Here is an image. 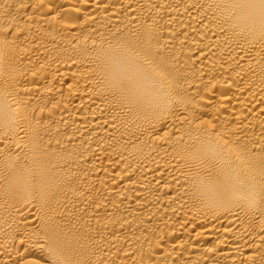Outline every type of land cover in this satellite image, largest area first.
Segmentation results:
<instances>
[{"label":"bare ground","instance_id":"1","mask_svg":"<svg viewBox=\"0 0 264 264\" xmlns=\"http://www.w3.org/2000/svg\"><path fill=\"white\" fill-rule=\"evenodd\" d=\"M0 264H264V0H0Z\"/></svg>","mask_w":264,"mask_h":264}]
</instances>
